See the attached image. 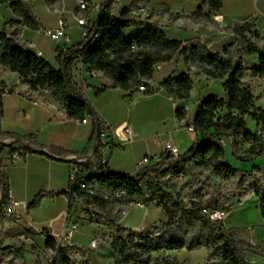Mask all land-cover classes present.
<instances>
[{
    "label": "trees",
    "instance_id": "16d2710c",
    "mask_svg": "<svg viewBox=\"0 0 264 264\" xmlns=\"http://www.w3.org/2000/svg\"><path fill=\"white\" fill-rule=\"evenodd\" d=\"M46 1L51 9L62 8V0ZM0 3H9L14 14L22 19L12 21L0 35V63L19 73L32 90L50 91L56 100L65 104L67 115L71 119L84 121L89 114H96L92 104L77 89L73 69L80 61L89 65L91 71L104 74L106 82L95 88L96 95L109 88L128 91L139 90V86L143 84L148 85L158 65L170 60L181 47V56L188 71L194 68L211 79H224L225 98L210 94L201 100L194 124L203 140L193 144L185 152L178 156L163 153L158 162L143 167L136 176L112 173L110 169H106V164L80 165L78 180L74 186L77 196L69 204L67 224L71 212L80 205L91 204L97 209L105 210L115 204L122 211L137 204L157 202L163 206L167 220L149 232H143V229L129 230L122 226L121 213L92 215L93 222L107 223L116 232L111 242L117 257L115 264H190L188 260L179 261L177 256L166 253L182 249L191 251L201 247L208 249V259L211 260L208 264H249L246 252L257 253V250L240 236L242 230L227 228L223 219L212 220L202 212V208L209 203L213 204L207 192L212 186L211 173L225 178L247 176V173L240 172L226 161L225 147L218 142L222 137L231 139L234 155H239L240 141L247 143L251 139L253 143L245 151L247 157L258 158L264 155V136L248 131L244 116H251L260 127L259 132L264 135V108L254 107L252 88L243 81L245 68L242 58L247 54L259 55V65L252 67L250 71L253 76L264 80V48L260 49L247 34L256 26L257 17L249 16L242 22H234L230 31L237 35V45L226 49L223 55L210 51L199 38L185 42L169 40L163 30L152 23L146 24L135 37L127 36L125 30L131 26V20L111 15L109 2L102 7L100 17L94 22L91 33L98 34V37L83 41L70 50L58 47L57 59L61 67L56 69L48 61L27 52L19 40L22 25L35 29L41 27L33 6L25 0H0ZM204 3L209 7L207 11L200 6L190 15L195 22L211 21L213 12L223 7L222 0H204ZM9 28L13 33L8 31ZM79 47L82 49L79 50ZM165 51L168 53L163 54ZM135 53L137 56H134ZM160 86L176 100L188 99L193 89V78L190 73L173 75ZM4 91L5 87L0 83V137L3 136L1 119ZM186 117V107H178L177 118L183 120ZM97 131L101 132V121L96 117V133ZM5 150L12 152L14 149L0 144V155ZM30 152L34 150L29 147L21 148L22 156ZM97 153L101 157L99 149ZM259 169L254 166L253 170ZM189 178L195 181L191 183ZM81 181L86 186L84 190L79 187ZM0 187V216H5L3 207L9 202L10 183L1 159ZM253 188L259 197L264 217V186L255 185ZM186 190L188 204L181 199ZM48 195L38 194L29 206L30 210L38 208ZM67 195L71 197L68 192ZM221 206L214 205L215 208ZM47 234V247L55 252L51 264H75L69 253L72 249L62 246ZM16 245L25 261V244L22 240L0 241V247L5 250Z\"/></svg>",
    "mask_w": 264,
    "mask_h": 264
},
{
    "label": "crops",
    "instance_id": "0c3cea01",
    "mask_svg": "<svg viewBox=\"0 0 264 264\" xmlns=\"http://www.w3.org/2000/svg\"><path fill=\"white\" fill-rule=\"evenodd\" d=\"M25 1L33 6L41 27L35 29L22 25L19 40L27 52L48 61L56 69L61 67L57 59L58 47L64 50L78 47L84 41L80 20L97 21L102 7L108 3V0H91V6L83 10L78 7V0H62L61 9H51L46 0ZM256 1L222 0L221 10L213 12L211 21L204 22H195L190 17L200 6L204 11L208 10L209 7L204 0H118L113 16L131 20V26L125 30L127 36L135 37L146 24L152 23L158 25L169 40L185 42L199 38L210 51L224 54L236 39L229 28L236 21H243L249 16L257 17L259 11ZM134 7L138 10H134ZM216 16L218 20L215 19ZM14 20L22 21L14 14L9 3H0V35ZM62 23L64 36L57 41L43 32L57 30ZM258 24L259 21L257 22L259 29ZM38 51H41L40 55L37 54ZM166 53L168 52H163ZM183 73H190L193 78V89L188 99L176 100L161 86L158 91L152 93L141 92L138 89L126 91L109 88L96 95L95 88L106 82L104 74L100 71H91L89 65L80 61L73 69L77 89L92 104L96 114H89L84 121H79L68 117L65 104L56 100L50 91L32 90L19 73L0 63V83L5 87L2 94V137L32 138L40 149H44L27 153L15 162L11 159L10 150H5L0 155L3 170L9 178L13 199L24 201L28 205L26 209L18 208L17 212L29 223L32 230L26 231L18 223L13 222L17 227L24 229L26 240L37 243L44 251L53 252L55 255V252L47 247V233L59 243L66 230L69 206L67 191L73 166L65 158L58 159L53 154L62 157L90 154L96 136V117L99 121L110 123L116 135L114 139L116 145L122 142L118 134L124 125L127 123L133 125L134 138L126 142L123 148L116 146L106 154L110 171L116 174L136 176L139 172L137 161L145 156L150 157L147 165L158 162L164 153L161 141L169 137L176 142L181 153L203 140L198 132H188L185 125L189 118L195 119L203 98L217 94L210 89L205 91L213 84L214 79L194 68L188 71L181 56L174 76ZM215 81L216 84L217 82L220 84L218 87L221 89L224 79ZM218 96L225 98V91ZM34 100L37 103H34ZM184 106L187 109V117L180 120L177 118V108ZM259 131L260 127L257 126L254 133ZM228 146H231L229 141L225 148ZM257 159L256 166L264 169V155ZM40 193L49 195L43 198L38 208L30 210L29 206ZM252 205H256L259 211V216L255 220L251 218L249 206ZM229 206V212L224 219L225 226L242 230L240 236L243 233L255 234L261 238L264 246V217L258 196L249 193L242 201ZM166 220L163 206L152 202L148 205L137 204L130 208L125 217H122L121 225L129 230L141 228L143 232H149ZM88 226L91 229L87 238L84 233L78 231L74 234L73 242L77 246L75 254L85 253L94 262L102 263L103 260L97 252L92 251V254H96L94 258L89 253L95 226ZM196 253H201L204 259L199 264H205L208 249L204 247L191 251L182 249L171 254L177 256L179 261L188 260L190 264H195ZM246 258L249 264H264V255L247 251Z\"/></svg>",
    "mask_w": 264,
    "mask_h": 264
},
{
    "label": "rangeland",
    "instance_id": "374dc122",
    "mask_svg": "<svg viewBox=\"0 0 264 264\" xmlns=\"http://www.w3.org/2000/svg\"><path fill=\"white\" fill-rule=\"evenodd\" d=\"M257 7V6H256ZM134 10H138V8H133ZM244 21V20H243ZM259 21V29L256 26L253 27L250 32L247 34L251 38V40L260 48H264V15L258 12L257 14V22ZM242 22V21H240ZM233 26V25H232ZM231 28V27H230ZM229 28V30H230ZM233 33V32H232ZM235 34V33H234ZM236 39L235 42L230 46L229 49H232L237 45V35L235 34ZM224 55V54H223ZM134 56H137L135 53ZM242 62L245 68L243 81L250 84L252 88V92L255 96L254 100V107H261L264 108V80L258 78L257 76H253L250 69L252 67L259 65V55L252 54V55H244L242 58ZM198 78L196 79V81ZM198 82V81H197ZM203 83L201 82V85ZM218 82L214 80L213 84L210 87H207L205 91L207 92L208 89L212 90L213 92L216 91L219 95L221 92H224L223 84L221 85V89L218 87ZM253 108H251V111ZM246 118V125L247 129L250 132H255L257 130V123L256 121L249 115H244ZM249 145L240 141L238 147L239 155H234L231 146L225 148L226 151V158L227 162L233 165L234 167L238 168L240 172L247 173L245 178L243 177H232V178H225L224 176H217L211 173V183L212 186L207 189L208 198H211L212 203L214 205H229L233 203H237L242 201V198L249 193L256 194L254 190L255 185H260L261 187L264 186V169L253 170L254 166L258 165L257 158H249L246 159L244 157L245 151L248 149ZM259 158V157H258ZM190 182H194L195 179L189 178ZM187 191V190H186ZM185 191V193H186ZM183 194L181 199L188 204V200L186 199V194ZM259 198V197H258ZM251 207V218L255 220L259 216V211L256 208V205L249 206ZM130 209L126 210V213ZM96 213L98 215H109L112 213H121L123 218L125 217L126 213L121 211L120 207L115 206V204H111L105 210H100L94 207L91 204L80 205L77 209H75L69 219V225L74 223L75 221L78 223L79 229L78 232L84 233L85 238H87V234L90 231V227L88 225L95 226L94 230L95 233L91 239L94 237H99L102 242L96 249H89V253L92 258L95 257L96 254H92V251H95L99 254L103 262L96 263L94 260H91L86 256L85 253L83 254H75L77 251V246L75 248H71L69 253L75 262V264H115L116 262V255L111 247V242L116 234L115 230L107 223H97L93 222L92 215ZM14 216L11 214L5 213V216H0V241L1 242H8L11 238L13 239H20L24 241V256L25 261L22 258V252L19 249V246L16 245L12 247L10 250H5L0 247V264H51L53 259V252H46L44 251L37 243H32L30 240H26L24 238L25 231L23 228H19L13 224ZM160 224L159 226H161ZM153 230V229H152ZM151 230V231H152ZM129 230L126 232V234ZM80 235V234H79ZM241 237L247 241V244H251L257 250L258 255H263L264 253V246H262V240L260 237L256 236L255 234H241ZM90 245V244H89ZM90 247V246H89ZM251 252V251H250ZM87 253V252H86ZM168 252L167 255H172ZM162 254V253H159ZM173 256V255H172ZM201 253L194 254L195 264H199L203 262V257H201ZM211 260H209L210 262Z\"/></svg>",
    "mask_w": 264,
    "mask_h": 264
},
{
    "label": "built area",
    "instance_id": "2783aa9c",
    "mask_svg": "<svg viewBox=\"0 0 264 264\" xmlns=\"http://www.w3.org/2000/svg\"><path fill=\"white\" fill-rule=\"evenodd\" d=\"M117 1L118 0H108V3L110 2V8H109V12L111 13V15H114L116 12V7H117ZM91 6V0H78V7L80 9L83 10H87L89 7ZM216 20H218V16L215 17ZM80 26L83 29V34H84V41H87L89 39L91 40H95L98 37V34L96 33H91L93 26H94V22L90 21L89 19H83L80 20ZM47 36H49L51 39L57 41L60 38H62L64 36V23H62L61 27L57 30H44L43 31ZM82 47H79V50H81ZM38 55L41 54V51H38L37 53ZM160 88V85L155 82L153 79L148 81V85L143 84L141 86H139V90L141 92H146V91H152V92H156L158 91V89ZM43 92H47V89H42ZM34 103H37L36 100H34ZM185 129L188 132L191 133H197V129L195 127L194 124V119L189 118L187 121V124L185 125ZM98 133V135H97ZM96 136H95V141H94V145H93V149L92 152L90 154L93 153L92 157H89L90 154L87 155H70L68 157H62L59 155H55L53 154L54 157L58 158V159H62L65 158L66 160L70 161L73 169L71 171L70 174V184L68 187V193L70 194V198L68 196L69 199V204L73 203L72 199L73 197H76V191L74 190V186L75 183L78 180V173H79V168L80 165H85L87 163H92L94 165H101V164H106V169H110L109 168V164H108V158L106 156V154L110 153L116 146L119 148H123L126 142L131 141L134 136V128L133 125L131 123H127L126 125H124V127L122 128L120 134H118V137L122 140L121 143L119 144H115V133L110 125V123H108L107 121H101V132H97ZM259 136H264L263 134H261V132H258ZM160 136V135H159ZM231 143V139H227L225 137H222L218 142L225 147L227 145V142ZM162 147H163V152L164 153H170L174 156H178L181 151L178 147V145L176 144V142L172 139V137H169L165 140H162ZM251 143H253V139H251L250 141L247 142L248 145H250ZM0 144L1 145H5L7 147H12L14 150H12L11 153V159L13 162H15L16 160L22 158L23 156L21 155V148L24 147H29L33 150H44V149H40L39 146H37L36 142L32 139V138H17V137H11V136H6V137H0ZM97 149H99V153L101 155V157L99 156V154L97 153ZM46 153L49 154L48 151H45ZM244 157H246V159H249L250 157H247L246 154H244ZM150 161V157L149 156H145L141 159H139L137 161V167L140 169H142L143 167H145ZM79 187L81 190H84L86 188L85 184L81 181L79 182ZM211 204V203H210ZM212 207L208 205H206L205 207L202 208V212L205 213L207 216H209L212 220H218V219H225V217L227 216L228 212H229V205H222L219 208H215L213 204H211ZM18 208H28V205L26 204V202L24 201H16L13 199L11 192L9 193V202L6 203L3 207V211L7 214H15L14 215V222L18 223V221L21 219V217L18 214ZM127 209L122 210L123 213H126ZM68 211H69V206H68ZM74 211V210H73ZM72 211V212H73ZM71 212V213H72ZM71 215V214H70ZM79 226L78 223L75 221L74 223H72L71 225L67 224L66 226V230L64 231V233L62 234L61 240L59 242V244H61L64 247H68V248H75L76 245L73 242V237L74 234L76 233V231H78ZM102 242V240L99 237H94L93 239H91L90 241V248L91 249H96L100 243ZM209 263V259H205V264Z\"/></svg>",
    "mask_w": 264,
    "mask_h": 264
},
{
    "label": "water",
    "instance_id": "95a60500",
    "mask_svg": "<svg viewBox=\"0 0 264 264\" xmlns=\"http://www.w3.org/2000/svg\"><path fill=\"white\" fill-rule=\"evenodd\" d=\"M256 6H257L258 11L264 15V0H257ZM8 31L10 33H13V30L11 28H9ZM182 50H183V47L175 51V53L173 54V57L170 60L161 63L155 69L153 73V80L157 82L159 85L166 83L175 74L178 68V63L181 57ZM167 154L169 155L170 153L168 152ZM92 156H93V153L89 155V157H92ZM1 199H2V190L0 187V202H1ZM209 206L212 207L211 204H209ZM18 224L22 226L26 231L32 230V227L29 225V223L24 218H21L18 221ZM135 230H141V228H135Z\"/></svg>",
    "mask_w": 264,
    "mask_h": 264
}]
</instances>
